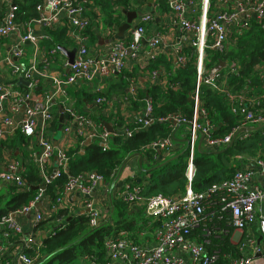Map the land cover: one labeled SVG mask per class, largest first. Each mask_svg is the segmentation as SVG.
I'll use <instances>...</instances> for the list:
<instances>
[{
	"label": "built area",
	"instance_id": "obj_1",
	"mask_svg": "<svg viewBox=\"0 0 264 264\" xmlns=\"http://www.w3.org/2000/svg\"><path fill=\"white\" fill-rule=\"evenodd\" d=\"M217 1L201 0L199 5L195 0H166L170 12L169 27L178 33L170 44L161 32H157L147 41L148 48L144 51L147 27L154 21L153 15L146 13L138 18L139 22L132 28L131 38L127 43L114 41L107 56L97 59L89 55L87 35L92 25V19L87 12L94 10L96 0H41L36 7L38 17L31 20L24 33L21 24L17 23L18 6L13 0H0L1 5L8 7L0 24V43L4 39H9L11 35L18 36L17 45L6 57L5 63L12 68L11 75L15 81L23 77L30 82L27 91L17 88L18 84H0V141L9 139L20 130L37 144L31 152V157L46 182H50L54 158L57 161L55 178L67 176L60 197L56 202L48 203L46 211L36 208L37 203L45 197L44 192L40 190L41 193L34 201L0 217V264L7 262L5 260L7 258L22 264L38 263L41 258L40 250L44 244L36 235L23 239L22 219L35 212L37 223L46 221L47 216L53 217L62 208L64 197L68 195L81 197L91 228L99 227L103 220L109 221L111 213L103 215L97 207L95 197L96 191L105 182L103 176L98 173L76 176L69 174L71 147L65 145L61 149H55L53 145L49 131L56 119L54 101L57 98L62 99L63 106L68 103V87L76 82L77 77L88 83L92 82L97 74V67L103 76L111 72L120 74L127 68L128 59L141 61L143 58L147 64L166 53L173 57L178 68L186 67L192 59L197 67L192 119L187 121L179 114H170L159 119V122L175 126L184 125L187 128L185 135L188 137L190 157L186 172L188 179L186 191L174 197L163 194L146 197L144 187L134 183V178L125 181L117 193V198L128 205H140L141 216H144L140 225L147 226L138 233V238L126 230L106 237L103 261H99L95 256H81L78 260L80 264H213L218 260V253L214 252L211 255L205 247L212 229L205 224L209 218L206 209L212 205L210 200L213 195L223 193L225 195L219 204L222 212L231 219L229 225L237 230L235 240L240 251L238 259H230L226 264H264V157L258 155L248 163L249 169L237 170L231 178L216 182L205 191L197 193L192 187L196 174L194 154L198 150L200 137L204 136L202 146L206 150L214 151L230 145L240 129L264 127V93L259 96L231 93L227 87L216 86L219 77V72H215L216 68L210 73L205 72L207 50L223 52L234 34L244 33L254 21H264V0H219L221 8H218ZM65 20L71 27L70 34L77 42L78 51L74 64L66 63L69 74L61 77L48 69L47 58L43 59L42 64L45 67L42 68L36 61L39 58L41 42L51 39L48 31L58 30ZM34 25L44 28L46 33H38ZM27 44L32 47L34 53L33 63L28 67L18 62L25 57ZM188 49L192 50L194 55H188L185 52ZM51 53L55 55L57 49ZM228 66V75L237 72L238 67L235 63ZM160 74L161 72L155 71L147 78L150 83H160L165 89L168 81L165 77L161 81ZM46 81L52 83L51 94L45 92L40 98H35L37 92L35 88L42 87ZM203 83L212 85L223 93L232 107V112L242 117L239 127L224 137L213 136L215 128L202 107L200 98V87ZM129 86L131 95H137L136 82L131 80ZM102 89L103 86L98 85L96 92L99 93ZM95 103L102 108L104 116L112 111L113 102L103 97H98ZM64 107L67 120L62 133L65 139L73 137L76 141L90 140L99 143L105 150L110 148L111 137L114 134H111L105 125L97 123L91 115L79 112L73 105ZM22 111L24 114L20 119L13 117ZM153 111L154 103L148 100L144 115L133 117L132 121L137 127L132 129L125 126L119 135L131 138L140 130H147L155 122L152 119ZM240 135L243 139L250 136L245 132ZM174 144V139L169 136L153 141L144 149L161 152L162 160L173 154ZM24 172L20 160L13 159L7 165L6 171H0V187L4 183L11 187L29 189L23 177ZM201 226H204L203 236L206 239L204 242L194 234ZM17 236L22 237L18 247L14 242ZM260 237L262 240L259 242ZM25 249L35 251L36 255L29 256Z\"/></svg>",
	"mask_w": 264,
	"mask_h": 264
},
{
	"label": "trees",
	"instance_id": "obj_2",
	"mask_svg": "<svg viewBox=\"0 0 264 264\" xmlns=\"http://www.w3.org/2000/svg\"><path fill=\"white\" fill-rule=\"evenodd\" d=\"M40 2L41 0H14V3L19 8L17 23H27L29 20L38 17L36 7ZM146 3V0L142 2L139 0H96L95 5L101 9L102 22L105 26H117L119 28L126 18L123 10L141 11ZM160 3L165 6V9L167 8L166 0H160ZM210 15H212V12H210ZM95 18L97 19V16L94 13L91 19L94 21ZM96 25L99 26V23H96ZM48 34H50L52 39L51 44L49 43L51 50L57 49V54H59L57 45L58 43L63 44L62 41L68 34L67 28L61 25L60 29L48 31ZM185 52L188 55H194V52L190 49ZM221 62L235 63L238 67L236 73L228 75L229 69H226L218 77L219 81L227 73V88L231 93L251 95L252 91H255L257 94H262L264 81L257 70L260 67H264V21H254L244 33L234 34L230 39L229 46L223 52L207 50L205 72L210 73ZM142 71H144L141 74L142 78L151 76L155 71H163V77L165 76L168 81V86L165 89L159 84L150 83L142 91L139 90L136 98H130V102H133V110L142 108L147 97L154 103L152 114V119L155 121L154 124L147 130H140L131 138H126L124 135H119L122 126L126 125L134 129L137 125L135 126L131 122L125 124L123 115L119 113L116 119L118 125V131L116 132L118 134L116 133L111 137L109 149H103L95 141L86 144V141L84 142L82 139L77 140L76 147L69 151V156L71 157L69 174L76 176L98 173L103 176L106 182H111L115 180L116 175L127 160L141 156L143 159L142 171L133 181L144 187V195L146 197L158 194H163L167 197L182 195L185 193L188 184L186 177L190 157V150L187 144L188 137H178V139L186 140L184 146L179 151H175L169 158L163 160L157 161L160 157L155 150L144 148L159 137H169L175 130L176 132L178 131L177 128L173 129L170 123L159 122V119L170 114L182 115L187 121L192 119L193 95L197 84L196 63L192 59L186 67L178 68L174 63L173 57L166 53L150 60ZM134 72L124 70L118 77L121 81H126L129 78L137 77L138 71ZM10 84H18V80H14ZM121 86L119 91L126 95L125 92L128 85L123 83ZM17 88L28 90L26 86ZM200 90L202 107L206 110L208 118L215 128L214 137H224L239 127L242 117L232 112V107L223 93L206 83L201 84ZM84 92L73 95L76 107L85 104L83 99ZM39 93L43 92L40 91ZM60 104L58 103V106L62 105ZM116 112H112L109 117L101 115V117H95L94 119L97 123L104 125L105 122L114 117L113 114H116ZM58 118L59 112L56 107V119L51 125V130L55 132H59ZM249 135L247 139L241 138L242 135L238 136L233 146L227 145L215 151H209L204 148H202L201 152L195 151L194 165L196 174L192 182L195 192L205 191L212 184L231 178L237 170L245 168L246 164L255 156L252 152L257 143L252 142H258L263 139L264 127L249 133ZM32 141L20 130L16 131L12 138L0 141V155L2 156L4 152L0 162H4L7 152L14 156L16 150L25 151V148ZM175 145L178 146L177 141H175ZM82 151L85 152L84 155H81ZM237 156H242V158L238 159ZM174 157L177 158L164 164ZM229 157H232L231 161L229 159L225 163V160ZM14 159L17 160L15 157ZM27 159L28 162L23 163L25 168L23 177L29 189H20L12 186L6 189L3 195L0 194V217L8 215L34 201L41 192L40 190H31V187L46 185L45 194L52 202H56L63 191L67 180L66 175L46 182L40 174L38 166L33 162L32 157L29 158L28 155ZM131 180L129 179L128 181ZM7 195L10 197L8 198ZM224 195L223 193L213 195L210 200L212 205L206 209V214H209V218L205 224L212 229L208 237L209 242L205 244V247L211 255L214 252L218 253V260L213 264H226L230 259H238L240 257L239 244L232 241L235 228L229 225L231 219L222 212L219 204ZM131 212L132 210L127 203L113 198L109 221L103 220L99 227L91 228L87 214L77 213L69 216L66 210H59L58 214L60 216L64 215L66 218L61 223L60 228L59 226L57 228L54 227L51 234L43 240L44 247L40 250L41 258L37 264H73L81 256H95L99 261H103L105 255L104 240L106 237L126 230L138 238V233L147 226L146 224L140 225L141 218L139 222L136 221V217H141V213L135 216L134 214L130 215ZM55 217L57 216H53V218ZM203 230L204 226H201L194 232L201 242L206 240L203 236Z\"/></svg>",
	"mask_w": 264,
	"mask_h": 264
},
{
	"label": "crops",
	"instance_id": "obj_3",
	"mask_svg": "<svg viewBox=\"0 0 264 264\" xmlns=\"http://www.w3.org/2000/svg\"><path fill=\"white\" fill-rule=\"evenodd\" d=\"M139 1L142 2L143 0H139ZM146 1H147V3L142 7L141 11H143L144 14L151 13L154 17V21L152 22V24H150L147 27L146 41L144 43V51H146L148 48L147 39L152 38L157 32H161L163 34L165 40L168 41L169 44L178 35L177 32L173 31L169 27V25H170L169 9L168 8L165 9V6H163L160 3V0H155L151 6L149 5L148 0H146ZM195 1L200 5L201 0H195ZM13 2H14V0H13ZM216 4H217L218 8L222 7L221 2L219 0L217 1ZM7 10H8L7 6L5 7V6L0 4V24L3 22V19L5 17ZM94 13L97 16V19L95 18L94 21L92 20V25L87 32V35L89 36L88 46H89L90 57H94V58L99 59V58L107 56V54L111 51V48H112L114 41L117 42L118 40H120V41L127 43L131 38L132 28L138 24L139 20L138 19L135 20L131 30H129L125 33L123 39H119L118 34H117L118 27L117 26H114V27L108 26L107 27L102 22L101 9L99 7L95 6L94 10H90L87 12V15H89L91 17V16H93ZM37 14H38V12H37ZM31 20H29L27 23L21 24L23 33L25 32V29H26L27 25L31 22ZM125 21H126V18H125V20H123L122 23H124ZM96 23H99V26H97ZM62 25H64V27L67 28L68 34H66V38L63 39V41H62L63 44L58 43L57 46L62 47L64 49H66L67 51H72L74 48H77V46H78L77 42L70 34L71 27L68 24L67 20L63 21ZM34 28L38 33H41V34L46 33V30L42 27L34 25ZM51 41H52V39L50 41L41 42L40 54H39V58L37 59L36 63L39 65L40 68L45 67V65L42 64V61H43V59L47 58L49 61V68L48 69L52 73H54L55 75H59L61 77H64V75L69 74V68L66 66V63H69V59L60 50H59V52H60L59 54L56 53L55 55H53L51 53L52 50L50 47ZM17 42H18V36L17 35H11L9 37V39H4L0 43V61H1L0 84H4V83L10 84V83H12V81L15 80L14 77H12V75H11L12 68L10 67V65L8 63H5V59L7 56L10 55L11 50L17 45ZM33 60H34L33 49L29 44H27L26 45V55H25V57H23L18 62H21V64H24L25 66L28 67L33 63ZM145 65L146 64H145V61L143 58L141 61H134L132 59H128L127 60V68L125 70L128 72H132V71L137 72L138 71V75H137V77L129 78L126 81H121L118 77L119 74L114 73V72L113 73L111 72L107 76H103L101 74L99 67H97V74L95 75L94 80L90 83L86 82L81 77H77L76 82L68 87L67 92H68V96H69V102L66 103L64 106L73 105L75 107V109L78 110L79 112L84 113V114H89L93 118H95V117L99 118V117H101V115L104 116L102 114L103 110H101L102 108L100 106L96 105L95 100L98 98V96L103 95L104 96L103 98L106 97L105 98L106 100L113 102L112 111L110 112L109 115L104 116V117H109L112 112L117 111L118 113L116 112V114H113L114 117L112 116L113 118L108 120L107 122L112 125V128L114 131H118V125L116 123V119H117V117H118L117 115H119V113H121V115H123L124 120H125V124H128V122L133 123L132 119L135 116L144 115L143 114L144 110L147 106L148 100H150V99L147 97V99L144 101L142 108L137 109V110H133L134 106H133V102H130V98H136L138 93H139V90L142 91L143 89H145L147 84H150L147 76L142 78V75H141L144 72V71H142V69L144 70ZM228 67L229 66L227 64L226 67L222 71H224L226 69L228 70ZM222 71H220L218 73L219 74L218 76H220V73ZM257 71H258L261 79L264 81V67H262L261 69H258ZM160 72H161V74H160L159 78H161V81H162L163 80V71H160ZM131 80L136 82L137 95H135V96H132L130 93L129 83ZM216 81H217L216 86L227 87V82H228L227 81V73L224 75V77L221 80L218 81V79H217ZM123 83H126L128 85L126 88V92H125L126 95H124L123 93H121L119 91V89L122 87L121 85ZM98 85L103 86L102 91L99 93L96 92V88ZM159 86H160V83H159ZM161 87L163 88V86H161ZM41 88H42L41 91L43 93L36 92L35 98H37V97L40 98L41 94H44L45 92H49L51 94L50 90L52 88V83L50 81H46L44 84H42ZM22 91H27V90H22ZM83 91H85L84 97H83L85 104L80 105V107H76L73 95L80 94ZM252 92L253 93H251V95H254V96L261 95L259 93L257 94L255 91H252ZM57 102L61 103L63 105L62 99H59V98L55 99L54 108H53L55 116H56V107L58 108ZM65 108L66 107H64V109ZM8 110H9V107H8ZM58 112H59V109H58ZM135 113H136V115H134ZM23 114L24 113L22 111L18 115H13V117L15 116L16 119H20ZM59 116H60V113H59ZM66 120H67V118L65 119V122H66ZM125 126H122L121 129H123ZM182 126L183 125H177V126L172 125L173 129L177 128V130H178L177 132L175 130L174 133L170 136L175 141H177V143H178V146L174 144L175 145L174 152L179 151L181 149V147H183L185 142H186V140L178 139V137H180V136L183 138L186 136L185 132L187 131V128H186V126H184V127H182ZM49 132H50L49 136L51 137V139L53 141V145H54L55 149H61L65 145L70 146L71 149H74L76 147L77 141L75 139H73V137H70V138L68 137L67 139H65V136L63 133L55 132L51 129ZM180 133H181V135H180ZM12 137H10V138H12ZM163 138H165V137H163ZM159 139H162V137H159L156 140H159ZM175 141H174V143H175ZM36 147H37V144L32 141L30 143V145L25 148V151L16 150V153L14 156L11 155L10 152H7L5 154L6 159L4 160V162H2V163L0 162L1 163L0 164V171H6L7 165L9 164L10 161H12L14 159V157L17 158V160H20V162L23 166V163L28 162L27 156L29 155V158H30L32 150L35 149ZM202 148H204V147L202 146ZM156 152L159 153V157H160L161 152H159V151H156ZM84 153L85 152L82 151L81 155H84ZM3 155H4V152L2 153V156ZM2 156L0 155V158ZM162 157L164 158V155ZM237 158L240 159V158H242V156H237ZM14 160H16V159H14ZM159 160H160V158L157 161H159ZM229 164H231V163H229ZM123 166H122L123 169L122 170L120 169L119 173L116 175L115 180H113L111 182L105 181L100 186V188L96 191L97 193H96L95 197H96L97 207L103 215H106V214L110 215V213L112 211V199L117 198V193L120 190V187L122 186V184L129 179L135 178L142 171L143 159L141 156L133 157V158L127 160L125 162V164H123ZM249 166H250L249 164L248 165L246 164L245 169H249L250 168ZM51 167H52V172L57 169L56 158L53 159V164ZM9 187H11V186L8 184L2 183V185L0 187V194L3 195L6 191V189H8ZM45 191H42V193L44 192L45 197L37 203L36 208L40 211H46L48 203L52 202L51 199L49 197H47V195L45 194L46 193ZM7 197L9 198L10 196L7 195ZM64 199H65V201L63 202V204H62L63 206L61 209L66 210V212L69 214V216L75 215L77 213L85 214V212H84L85 209L83 207L81 197H79L78 195H68V196L64 197ZM129 208L132 210L130 215L134 214L136 216V215H139L142 211L140 209V205H136V206L129 205ZM53 216H57V217L49 218L47 216V220L42 222V223L36 222L35 212H32L28 216L24 217L22 219V226H23V233H24L23 239L27 238V236H30V235H36L38 238H41V240L43 242V240L51 234L53 228L54 227L57 228L58 226H60L61 223L66 218L64 215L60 216L58 214V212ZM236 231L237 230H235L233 238H232V241L235 243H237L236 242L237 240H235V237L237 235ZM254 232H256V231L254 230ZM21 238L22 237H20V236H17L14 238L15 246H17V247L20 246V243H21L20 239ZM25 251L29 256H34L36 254L35 251H33L31 249H25ZM40 256H41V254H40ZM5 260L7 261V262H5V264H22L21 262L15 261V260L10 259V258H7Z\"/></svg>",
	"mask_w": 264,
	"mask_h": 264
},
{
	"label": "water",
	"instance_id": "obj_4",
	"mask_svg": "<svg viewBox=\"0 0 264 264\" xmlns=\"http://www.w3.org/2000/svg\"><path fill=\"white\" fill-rule=\"evenodd\" d=\"M155 0H148L149 5L151 6L153 4ZM123 14L126 17V21L118 28L117 30V34L119 39H123L125 33L129 30H131L133 23L135 22V20H137L139 17L143 16V11H127V10H123ZM150 40V38L147 39V41ZM58 49L60 51H62L64 53V55L69 59V64L73 65L76 55H77V48H74L72 51H67L66 49L62 48V47H58ZM227 63L226 62H221V64L215 69V72H220L222 71L225 67H226ZM18 86H30V82L24 80L23 77L19 78L18 81ZM42 90L41 87H36L35 91L40 92ZM59 109V131H62L63 125L65 123V119H66V115H65V109L63 106H58ZM105 127L107 128V130L111 133V134H116V131L113 130L112 125L108 122L104 123ZM262 128V127H261ZM259 128H243L240 129L239 131L236 132V134L233 137V141L229 146H233L235 140L238 138V136L241 133H252L257 131ZM93 141L88 140L86 142V144H90ZM204 142V136H202L199 140L198 143V151L201 152L202 151V145ZM177 157H174L173 159H170L169 161L165 162L164 164H167L173 160H175ZM124 167V166H123ZM123 167L121 168V170L123 169ZM55 174H56V170H54L52 172V174L49 176V181H53L55 178ZM31 190L37 191V190H41V191H45L46 190V185H42V186H38V187H31ZM61 227V225L59 226V228ZM262 240V237L259 238V242Z\"/></svg>",
	"mask_w": 264,
	"mask_h": 264
},
{
	"label": "rangeland",
	"instance_id": "obj_5",
	"mask_svg": "<svg viewBox=\"0 0 264 264\" xmlns=\"http://www.w3.org/2000/svg\"><path fill=\"white\" fill-rule=\"evenodd\" d=\"M229 44H230V41H228ZM228 44V43H227ZM226 44V45H227ZM229 44L227 45V47L229 46ZM262 132V131H261ZM59 133H62V131H59ZM252 143H257V146L253 149V152L255 154L254 158L257 157L258 155H264V136H263V139L261 141H258V142H252ZM174 153V152H173ZM249 154V153H248ZM230 159V160H229ZM232 157H229L228 159H224L225 160V163L229 161H231ZM179 196V195H178ZM140 218H144V216H141V217H136V221L139 222L140 221ZM235 243V242H234ZM1 264H5V262H2ZM73 264H80V261L77 259Z\"/></svg>",
	"mask_w": 264,
	"mask_h": 264
}]
</instances>
